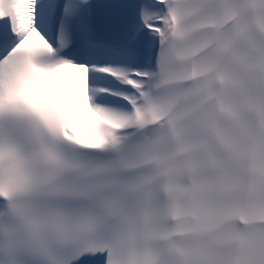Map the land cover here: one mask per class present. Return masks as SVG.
Masks as SVG:
<instances>
[{
    "label": "snow or ice",
    "instance_id": "6c2138e0",
    "mask_svg": "<svg viewBox=\"0 0 264 264\" xmlns=\"http://www.w3.org/2000/svg\"><path fill=\"white\" fill-rule=\"evenodd\" d=\"M0 264H264V0H0Z\"/></svg>",
    "mask_w": 264,
    "mask_h": 264
}]
</instances>
